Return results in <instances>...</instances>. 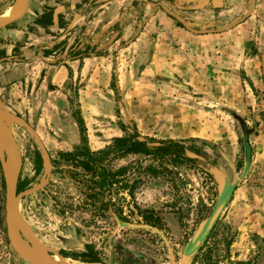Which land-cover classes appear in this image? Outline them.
I'll list each match as a JSON object with an SVG mask.
<instances>
[{
	"label": "rangeland",
	"instance_id": "obj_1",
	"mask_svg": "<svg viewBox=\"0 0 264 264\" xmlns=\"http://www.w3.org/2000/svg\"><path fill=\"white\" fill-rule=\"evenodd\" d=\"M247 8L245 3L240 12L246 15L220 28L229 32L222 52L227 66L216 40H207L214 45L208 55L187 47L173 60L162 59L168 65L157 63L143 74L138 65L146 60V48L106 45L103 61L113 64L107 85L98 83L100 74L90 79L74 73L55 85L46 78V68L28 66L12 101L22 107L10 106L2 114L16 160L10 165L15 166L22 242L48 258L98 264H264V5L254 11L252 27L239 28L250 14ZM76 116L82 118L91 151L136 131L146 138L180 141L189 157L161 162L136 154L111 158L113 169L126 166L122 184L130 194L115 185L109 195L94 196L86 188L88 174L60 156L79 143ZM22 121L38 135L49 164ZM189 127L207 138L162 136L173 130L184 134ZM227 147L231 159L224 153ZM226 184L234 187L232 201L197 248L185 254ZM107 198V206L100 203ZM0 264H32L8 242L1 168Z\"/></svg>",
	"mask_w": 264,
	"mask_h": 264
},
{
	"label": "crops",
	"instance_id": "obj_2",
	"mask_svg": "<svg viewBox=\"0 0 264 264\" xmlns=\"http://www.w3.org/2000/svg\"><path fill=\"white\" fill-rule=\"evenodd\" d=\"M16 1L0 0V17ZM245 3L250 14L237 25L239 28L253 26L254 11L264 0H28L23 15L0 28V102L6 111L10 106L22 107L17 102L12 105V101L19 96L16 84L22 83L28 66L46 68V78L55 85L66 82L72 73L90 79L100 74L98 83L107 85L113 64L103 61L107 54L101 50L106 45L128 51L146 48V60L138 65L143 74L157 63L168 65L162 59L173 60L187 47L194 54L208 55L214 45L207 40H216L220 61L227 66L222 52L228 48L229 32L220 28L229 26L234 17L245 16L240 12ZM200 130L189 127L182 130L186 134L176 136L177 130H173L162 136L206 139ZM224 150L229 158L234 155L230 148Z\"/></svg>",
	"mask_w": 264,
	"mask_h": 264
},
{
	"label": "trees",
	"instance_id": "obj_3",
	"mask_svg": "<svg viewBox=\"0 0 264 264\" xmlns=\"http://www.w3.org/2000/svg\"><path fill=\"white\" fill-rule=\"evenodd\" d=\"M75 121L78 127L79 143L73 150L60 153V156L72 161V163L79 166L88 174L90 181L88 182L89 186L86 188H88L94 196L98 194L109 195L111 189L115 185H121L120 187L126 189L128 195L130 194V187L126 186V184H122L126 176V166L113 169L109 165L111 158L113 159L117 156H124L127 154H136L140 156H149L151 159H154V161L161 162L168 159L176 161L189 157L190 150L183 146L180 141L146 138L139 135L136 131L130 132V134L125 133L124 135L113 137L111 143L105 145L101 149L91 151L85 143L86 136L84 134L85 128L82 123V118L76 116ZM120 131L128 132L124 127H121ZM147 168L155 172V168H152L150 165H148ZM226 186L227 184L224 185L223 189ZM229 199L230 196L228 200ZM110 202V198H107L100 203L107 206Z\"/></svg>",
	"mask_w": 264,
	"mask_h": 264
},
{
	"label": "water",
	"instance_id": "obj_4",
	"mask_svg": "<svg viewBox=\"0 0 264 264\" xmlns=\"http://www.w3.org/2000/svg\"><path fill=\"white\" fill-rule=\"evenodd\" d=\"M27 4H28V0H22L20 7L15 14H13L12 16L5 17V18H1L0 28L6 26L10 22L22 16L23 13L27 9ZM5 112H6V109L0 102V117ZM21 124L30 132V134L35 139L45 164H49V158H48L47 151L44 148L36 132L26 122L22 121ZM4 158H7L8 160H10L11 155L8 149L6 148V145L4 143V140L2 139V136L0 135V168H1L2 177L4 181V221H5V230H6L8 242L11 248L15 251V253L22 260L26 262H29L32 264H53L51 262L41 261L38 258L28 254L22 247L21 234L23 233V231L20 226V222H19L18 214H17V199H18L19 194L16 192L15 171L14 170L12 171V179H10L6 173ZM233 188H234L233 185H227L221 191L215 207L213 208L212 212L210 213V215L207 217V219L203 223L200 231L198 232L196 237L193 239V241L190 242L186 246V249L184 251L185 254H188L189 252H192L195 248H197L200 241L205 237V235L211 228L220 210L224 207L225 203L227 202L229 196L232 193ZM124 224L131 226V227L151 228L150 226L141 225V224H126V223Z\"/></svg>",
	"mask_w": 264,
	"mask_h": 264
},
{
	"label": "bare ground",
	"instance_id": "obj_5",
	"mask_svg": "<svg viewBox=\"0 0 264 264\" xmlns=\"http://www.w3.org/2000/svg\"><path fill=\"white\" fill-rule=\"evenodd\" d=\"M21 2H22V0H19V2L17 3V5L16 6H12L9 9V11H7L4 15L1 16V18H5V17L12 16L13 14H15L17 12V10L19 9ZM3 122L4 121H2V116H1L0 117V135L2 136V139L4 140V143L6 145V148L8 149V151H9V153L11 155V159L8 160L7 158H4V162H5V167H6V173H7L8 177L10 179H12V171L15 170V166L12 169V167H11L10 164L15 163L16 160L14 159L15 157H14L13 152L11 150L10 138L6 135V133L4 131V123ZM17 208H18V206H17ZM25 232H26V234L29 235V233H27V231H25ZM38 246H40V245L38 244ZM22 247H23V249L28 254H30V255H32V256H34V257H36L39 260L44 261V262H51L53 264H98L96 262H89V261H82V260H71V259H70V261L68 259H62V260H60L56 256L54 257L55 259H53L52 257L51 258H48V257H46L44 255L43 251H41L38 247L29 246V245L25 244L24 242H22ZM40 247H42V246H40Z\"/></svg>",
	"mask_w": 264,
	"mask_h": 264
}]
</instances>
